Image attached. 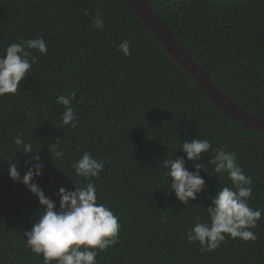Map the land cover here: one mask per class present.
<instances>
[{
  "label": "trees",
  "instance_id": "obj_1",
  "mask_svg": "<svg viewBox=\"0 0 264 264\" xmlns=\"http://www.w3.org/2000/svg\"><path fill=\"white\" fill-rule=\"evenodd\" d=\"M201 63L214 83L242 106L264 115V0H147ZM100 13L103 28L92 19ZM43 37L47 55L14 96L0 97V264H43L24 232L43 214L38 197L9 178L33 155L45 164L33 180L59 207L58 190L87 181L72 168L83 152L105 162L92 178L98 202L119 217V242L98 264H264V216L255 242L226 239L213 252L188 243L187 229L208 219L220 188L210 163L215 149L237 154L253 178V208L264 209V132L220 111L123 0H0V54L11 43ZM128 40L131 55L118 45ZM75 92V129L62 124L60 95ZM30 143L24 154L14 139ZM212 144L197 163L207 187L183 205L170 188L163 159L183 157L185 140ZM38 152V153H37ZM61 153L57 156V153Z\"/></svg>",
  "mask_w": 264,
  "mask_h": 264
},
{
  "label": "clouds",
  "instance_id": "obj_2",
  "mask_svg": "<svg viewBox=\"0 0 264 264\" xmlns=\"http://www.w3.org/2000/svg\"><path fill=\"white\" fill-rule=\"evenodd\" d=\"M100 13L92 19V24L103 28ZM129 41L123 40L119 50L130 56ZM35 49L41 55H47L49 48L43 37L27 39L23 37L16 43L9 44L4 53L0 54V97L14 96L18 93L21 81L32 71L39 58L30 50ZM76 93L60 95L56 102L64 106L62 124L75 129L79 124L78 115L72 107ZM15 145L22 146L24 154L33 153L30 143L21 137L14 139ZM212 144L207 139L185 140L180 150L186 154L187 160L193 162L194 172L186 168L183 157L163 159L162 166L170 179L171 191L176 198L189 205L196 200L197 194L207 187L200 176V170L207 171L205 165L197 163L201 154L208 153ZM38 153V152H37ZM61 153H57L60 156ZM210 163L214 165L215 176L225 174L231 182L217 190L211 197L212 203L207 206L208 219L196 223L187 229L188 243L199 242L201 251L213 252L220 248L222 242L231 238L255 242L258 237L251 230L258 227L264 216V209L253 208L249 201L253 194V178L246 175L237 160V154L225 148L215 149ZM31 165L21 177L17 164H9V178L16 183H23L35 194L39 203L44 206L43 214L33 223L31 230L24 236L26 247L37 256H42L43 264H98V252H104L119 242L121 224L119 217L107 205L98 202L96 186L92 178H99L105 168V162L85 151L74 161L72 168L77 176L84 178L83 187L75 186L74 190L60 187L58 190L59 207L54 200L45 195L44 191L33 182L36 176L42 175L45 164L40 155H33L25 161Z\"/></svg>",
  "mask_w": 264,
  "mask_h": 264
},
{
  "label": "water",
  "instance_id": "obj_3",
  "mask_svg": "<svg viewBox=\"0 0 264 264\" xmlns=\"http://www.w3.org/2000/svg\"><path fill=\"white\" fill-rule=\"evenodd\" d=\"M123 1L220 111L245 127L264 132V115L242 106L221 90L147 0Z\"/></svg>",
  "mask_w": 264,
  "mask_h": 264
}]
</instances>
